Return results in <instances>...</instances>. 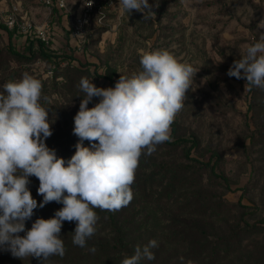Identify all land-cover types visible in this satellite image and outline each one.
<instances>
[{"label": "rangeland", "instance_id": "1", "mask_svg": "<svg viewBox=\"0 0 264 264\" xmlns=\"http://www.w3.org/2000/svg\"><path fill=\"white\" fill-rule=\"evenodd\" d=\"M149 3L155 15L144 19L141 12H124L119 0H93L75 35L84 0H66L61 9L44 0H0V10L29 29L28 33L13 30L9 37L0 23V89L24 72L41 80L47 97L41 102L53 122L52 135L45 142L67 160L78 142L73 128L83 96L78 87L81 77L92 79L97 87H114L121 74L141 70L143 52L158 49L191 64L198 72L171 125L170 141L141 156L132 185L134 198L113 213L126 241L132 243L131 254L135 246L157 240L158 247L152 249L155 259L141 264H187L189 260L264 264V89L227 75L232 63L264 34V0ZM38 31L53 57L36 53L26 61L11 55L10 47L26 53L28 40H33L37 51ZM98 102L94 98L88 107ZM176 138L184 140L173 143ZM192 140L196 146L190 147V156L210 160L226 182L185 157ZM84 145L89 146L87 141ZM170 180L171 187L167 186ZM148 190L153 191L150 198ZM26 229L30 228L26 225ZM106 231L97 230L87 244L112 242ZM73 232L62 235L63 241H72ZM108 258L92 255L82 264H117L112 254ZM51 260L45 264H53ZM4 264H42V260L29 257ZM55 264L74 263L55 260Z\"/></svg>", "mask_w": 264, "mask_h": 264}, {"label": "clouds", "instance_id": "2", "mask_svg": "<svg viewBox=\"0 0 264 264\" xmlns=\"http://www.w3.org/2000/svg\"><path fill=\"white\" fill-rule=\"evenodd\" d=\"M86 6H91V0H86ZM119 6L130 14L141 12L144 19L155 15L149 0H119ZM139 62L141 70L121 74L114 87H97L92 79L81 77L78 87L83 96L73 128L78 142L67 160L45 142L52 135L53 122L41 102L47 100L41 80L24 72L21 78L4 83L0 91V249L21 260L41 259L42 264L52 256L63 258L65 221L76 224L72 243L85 248L97 232L96 209L115 212L132 201L141 156L170 141L171 125L198 72L166 49L143 52ZM227 75L264 89V34L232 63ZM94 98L99 102L88 107ZM31 176L39 180L40 202L28 187ZM51 202L63 207L51 218L35 219L26 229L34 210ZM156 247L155 239L137 245L121 264L154 260Z\"/></svg>", "mask_w": 264, "mask_h": 264}, {"label": "trees", "instance_id": "3", "mask_svg": "<svg viewBox=\"0 0 264 264\" xmlns=\"http://www.w3.org/2000/svg\"><path fill=\"white\" fill-rule=\"evenodd\" d=\"M57 9H59V8H57ZM8 33H9V37H11L13 32L11 30H8ZM26 40H28V38ZM27 44H28L27 45L28 50L26 53L20 52L19 50H16L15 48L10 47L9 51H10L11 55L14 56L15 58L19 59V60H26V61L30 60L31 57H33L36 53H38L39 55H41L43 58H46V59L53 57L52 53L46 52L43 41L38 40L37 48H36L37 51L33 50V40H28ZM0 91H3V88H1ZM172 129H173V127H172ZM183 140H184V138H176L175 140H173V143H179ZM193 146L194 147L196 146L195 140H192L190 142V146L185 151V157L189 160L194 161L193 163H195V165L200 167V168L206 167L209 170V173L212 177L218 178L221 181L226 182V180H227L226 176L223 175L222 173L216 172L215 166H214V164L210 163V160L204 161V160H200L198 158H195L193 156H190V150L189 149H190V147H193ZM195 165L191 164L192 167ZM29 181H30V183L28 184V187L31 191L33 198H35L38 202L42 201V196L38 195V193H37V189L39 187V180L35 176H31V177H29ZM144 181H146V179H144ZM142 183H143V178H142ZM172 185H173V181L170 180L169 183L167 184V186L171 187ZM152 193H153V191L148 190L146 197L147 198L152 197ZM159 196H157L158 199H160ZM62 207H63L62 204H59L56 202H51V203H48L47 205H45L43 208H37L36 210H34V215H33L32 219L27 221L26 225L28 226V228H31V225L35 221V219H37V218H44V219L51 218L54 216L55 211L59 210ZM96 212H97V215L99 216V221L97 224V230L99 232L100 231L105 232L106 230L109 231L108 233H110V235H111L112 242L109 243V241L105 240L104 243H99L97 245H95L92 242V244L91 243L87 244V246L85 248H81L79 246L74 245L73 243H71L72 241L64 242V245L66 248V254L64 255L63 258H61L59 256H52L50 259H52L51 262L53 264H55V260L58 263H63L66 261H72L74 264H82L83 261H85L86 259H88L92 255H94L96 258H98L102 254L107 256V259H109L108 256L110 254H112L113 255V258H112L113 261L112 262H117V264H121L122 259L126 255H128V256L131 255L132 243L130 242L131 243V245H130V244H128V241H126V237L124 236L120 226L118 225V222L116 219V213L109 212V211H102L99 209H96ZM244 222L247 224L246 220H244ZM75 227H76L75 222L65 221L63 223V226L61 229V236L68 233V232L74 231ZM92 247H94L96 249V251L94 253L89 251V249ZM19 261H20V259L13 257L9 251H6L4 249H0V264H4L7 262L19 263Z\"/></svg>", "mask_w": 264, "mask_h": 264}, {"label": "built area", "instance_id": "4", "mask_svg": "<svg viewBox=\"0 0 264 264\" xmlns=\"http://www.w3.org/2000/svg\"><path fill=\"white\" fill-rule=\"evenodd\" d=\"M47 4H52L54 2V5L61 9L63 7L66 6V0H44ZM93 7V0H91V6H86V0H84V12L82 15H80L78 18H76V23L74 26V30H73V34H78V32L80 31V28L85 20V16L87 14V12L89 10H91V8ZM0 23H2L4 26H6V28L8 30H22L24 32H29V29L27 28V24H20L18 22H16V19L14 17V15L6 13L4 14L1 10H0ZM37 33H39L37 36L39 39L44 40V34L40 31H38Z\"/></svg>", "mask_w": 264, "mask_h": 264}]
</instances>
